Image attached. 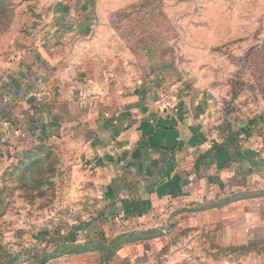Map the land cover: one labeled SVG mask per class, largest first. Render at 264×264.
Listing matches in <instances>:
<instances>
[{"label": "crops", "instance_id": "0c3cea01", "mask_svg": "<svg viewBox=\"0 0 264 264\" xmlns=\"http://www.w3.org/2000/svg\"><path fill=\"white\" fill-rule=\"evenodd\" d=\"M36 3L34 29L0 68V149L30 148L37 161L46 152L64 210L79 220L141 228L169 207L203 208L220 197L264 190V114L233 122L189 80L168 89L174 94L168 109L151 111L146 104L167 89L152 86L126 50L114 46V29L105 25L111 14L103 12L109 0ZM94 94L102 100H87ZM239 203L247 212H264V198ZM236 224L227 228L229 245H247L249 237L255 243L257 233L255 244H264V218ZM190 227L200 234L138 241L119 249L114 261L238 264V255L217 258L214 221L176 226ZM163 242L176 244L174 252L153 246Z\"/></svg>", "mask_w": 264, "mask_h": 264}, {"label": "rangeland", "instance_id": "374dc122", "mask_svg": "<svg viewBox=\"0 0 264 264\" xmlns=\"http://www.w3.org/2000/svg\"><path fill=\"white\" fill-rule=\"evenodd\" d=\"M36 1L0 0V68L15 58L34 29ZM109 1L103 12L111 14L105 25L114 29V46L126 50L152 86L168 90L189 80L213 95L233 122L252 121L264 114V0ZM33 154L30 148L0 149V264H117L116 253L131 244L110 257L116 237L147 231L158 238L191 237L200 234L198 228L176 226L199 219L216 224L212 234L220 250L217 258L224 253L251 255L252 259L242 262L264 263L253 259L259 253L264 256V244H255L258 233L253 234L255 243L250 237L247 245L227 242L230 222L235 227L238 221L264 218V212H247L239 206L243 200L264 198V190L220 197L203 208L169 207L152 219L151 227L97 224L95 219L79 220L77 214L64 210L66 199L55 181L51 159L47 161L43 151L44 157L35 163ZM153 246L161 252L172 246L174 252L176 244ZM79 249L88 251L68 253ZM240 258L235 262L239 264ZM163 261L156 259L153 264Z\"/></svg>", "mask_w": 264, "mask_h": 264}, {"label": "trees", "instance_id": "16d2710c", "mask_svg": "<svg viewBox=\"0 0 264 264\" xmlns=\"http://www.w3.org/2000/svg\"><path fill=\"white\" fill-rule=\"evenodd\" d=\"M35 163H39V161H37ZM153 235L154 234H152V233L144 232V233H140V234H129L127 236H118L111 241L112 246L110 248L109 256L113 257L115 252L119 248H121L123 245L132 244V243H135L138 241H143V240L155 238L156 236H153ZM92 250H94V249H92ZM87 251H88V249L87 250L86 249H79L76 251H70L68 253L78 254V253H83V252H87ZM46 260H50V259H46Z\"/></svg>", "mask_w": 264, "mask_h": 264}, {"label": "built area", "instance_id": "2783aa9c", "mask_svg": "<svg viewBox=\"0 0 264 264\" xmlns=\"http://www.w3.org/2000/svg\"><path fill=\"white\" fill-rule=\"evenodd\" d=\"M89 101H101V96L98 94L91 95L87 98ZM174 101L173 90L156 93L154 98L147 104V109L151 111H161L168 109Z\"/></svg>", "mask_w": 264, "mask_h": 264}]
</instances>
